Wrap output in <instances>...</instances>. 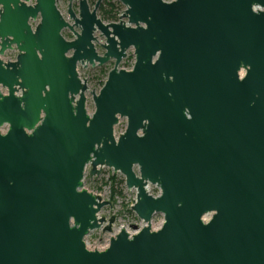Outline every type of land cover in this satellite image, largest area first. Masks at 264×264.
Returning <instances> with one entry per match:
<instances>
[{
	"label": "water",
	"instance_id": "95a60500",
	"mask_svg": "<svg viewBox=\"0 0 264 264\" xmlns=\"http://www.w3.org/2000/svg\"><path fill=\"white\" fill-rule=\"evenodd\" d=\"M31 1L0 0V55L19 52L0 59V264H264V0H118L109 24L80 0L81 34L57 0ZM111 60L90 116L78 65ZM88 166L125 177L145 224L102 251L85 238L111 203L84 189Z\"/></svg>",
	"mask_w": 264,
	"mask_h": 264
},
{
	"label": "rangeland",
	"instance_id": "374dc122",
	"mask_svg": "<svg viewBox=\"0 0 264 264\" xmlns=\"http://www.w3.org/2000/svg\"><path fill=\"white\" fill-rule=\"evenodd\" d=\"M79 1L80 0H57L56 2L57 9L60 11L65 21L73 26V30L77 34H81V28L79 26L73 25L75 24V21L70 18L68 9L70 4L72 6L73 12L76 14V17L79 18ZM34 2L35 1L32 0L29 5H33ZM88 3L93 10L96 4H91L89 1ZM102 6L107 12L113 11L112 14H116L117 16L116 20H106L101 11ZM125 10L126 6H124L118 0H103L98 10V17L106 24L117 23L120 20L119 17L124 13ZM123 21L128 23L127 19H123ZM39 23L40 17L36 21H31L30 24L32 25V28L35 29ZM62 35L67 41H74L77 38L76 34L69 29L64 30ZM95 37L96 42H94V46L96 51L100 56H103L106 53V50L102 45L106 44V38L99 31L96 32ZM18 54V49L16 46H14L13 49L6 51L4 55H0V59L5 63H8V61L15 62L17 60ZM135 63V52L134 49L131 48L127 51L126 58L120 63L119 69L130 71L133 69ZM114 66L115 60H111L103 66L97 65L92 67L91 65H88L85 67L84 65H78V74L80 79L83 81H85L84 79H87L86 84L88 86V90L85 94L86 110L90 116H92L96 111L93 97L94 95H99L100 91L105 85V82L107 81L110 71L114 68ZM93 89L94 94L92 93ZM1 91L3 94H7L6 89H1ZM127 127V119H120L118 125L114 129L115 137L118 138L120 134H123ZM4 129H7V127ZM90 170L91 167L88 166L84 177V189L90 193L102 196V201H109L111 203V205L109 204L103 207L98 214L99 218L104 217V219H106V223H104L100 229L90 232L85 238L86 247L89 250L102 251L108 248L111 237L114 238L118 233L121 232L123 227L130 235H134L137 233L135 228L141 229L145 226V224L132 210V206H134L137 199V191L135 189L130 190L127 188L126 179L121 173L115 172L111 168L103 167L100 169L99 175L91 177ZM134 171L137 175H139L137 167L134 168ZM147 189L148 193L153 197H158L161 194V190L157 186L149 184ZM112 215H115V222L113 224L112 231L109 232L104 228L108 225L109 220L107 219H110ZM204 218L206 221H208L211 218V215H206ZM160 224L161 226L157 228ZM163 224L164 215L161 213L155 214L151 221L152 230H159L162 228Z\"/></svg>",
	"mask_w": 264,
	"mask_h": 264
},
{
	"label": "trees",
	"instance_id": "16d2710c",
	"mask_svg": "<svg viewBox=\"0 0 264 264\" xmlns=\"http://www.w3.org/2000/svg\"><path fill=\"white\" fill-rule=\"evenodd\" d=\"M88 1L91 4H94V5L98 2V0H88ZM101 11H102L103 16H104V18L106 20H108V21H114V20H116L117 16H116V14H112L113 11L112 12L105 11L103 6L101 7Z\"/></svg>",
	"mask_w": 264,
	"mask_h": 264
},
{
	"label": "bare ground",
	"instance_id": "6f19581e",
	"mask_svg": "<svg viewBox=\"0 0 264 264\" xmlns=\"http://www.w3.org/2000/svg\"><path fill=\"white\" fill-rule=\"evenodd\" d=\"M148 190V189H147ZM161 226V224L157 227V228H159Z\"/></svg>",
	"mask_w": 264,
	"mask_h": 264
}]
</instances>
